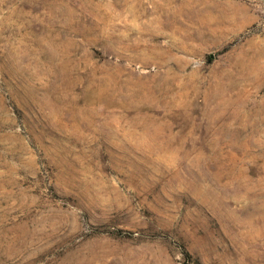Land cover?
Segmentation results:
<instances>
[{"label": "rangeland", "instance_id": "1", "mask_svg": "<svg viewBox=\"0 0 264 264\" xmlns=\"http://www.w3.org/2000/svg\"><path fill=\"white\" fill-rule=\"evenodd\" d=\"M0 264H264V0H0Z\"/></svg>", "mask_w": 264, "mask_h": 264}]
</instances>
